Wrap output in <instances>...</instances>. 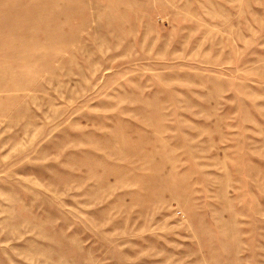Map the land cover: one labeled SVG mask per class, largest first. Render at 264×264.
<instances>
[{
    "label": "rangeland",
    "instance_id": "obj_1",
    "mask_svg": "<svg viewBox=\"0 0 264 264\" xmlns=\"http://www.w3.org/2000/svg\"><path fill=\"white\" fill-rule=\"evenodd\" d=\"M0 264H264V0H0Z\"/></svg>",
    "mask_w": 264,
    "mask_h": 264
}]
</instances>
